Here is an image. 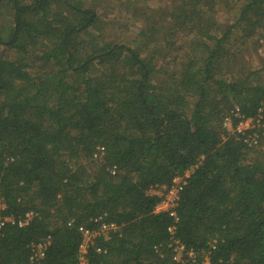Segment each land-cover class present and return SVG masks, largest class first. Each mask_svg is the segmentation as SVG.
<instances>
[{"label": "trees", "instance_id": "trees-1", "mask_svg": "<svg viewBox=\"0 0 264 264\" xmlns=\"http://www.w3.org/2000/svg\"><path fill=\"white\" fill-rule=\"evenodd\" d=\"M169 1L123 43L97 0H0V264H78L102 223L88 264H264V138L223 127L264 122V0Z\"/></svg>", "mask_w": 264, "mask_h": 264}, {"label": "built area", "instance_id": "built-area-1", "mask_svg": "<svg viewBox=\"0 0 264 264\" xmlns=\"http://www.w3.org/2000/svg\"><path fill=\"white\" fill-rule=\"evenodd\" d=\"M235 120V124L233 121ZM223 127L228 131L231 135H233L237 140H241L242 143L247 146V148H256L260 145L261 139L264 138V122L262 121V117L258 115L257 117H244L238 107H235L231 113L224 118ZM101 150V148H98ZM98 155V154H97ZM96 156V155H95ZM185 182L182 178H176L173 180V185L169 189L168 193L165 195L164 199L158 204L157 210L159 211H168L171 210V215L175 216V212L173 211L176 202L179 199V192L182 190V186ZM0 207L4 208V203L2 198L0 197ZM28 215V214H27ZM30 215V214H29ZM28 215V216H29ZM97 222V219H94ZM7 222H12L11 218H0V230ZM116 229L114 224H106L102 223L97 230H90L85 227H79V232L82 235V242L80 245V255H79V263L78 264H88V261L85 257L86 248L89 244H92L94 239L99 236L101 233H108V230ZM177 246L174 248L175 254L177 252H185V248L182 244L177 243ZM38 253L42 255V248L38 246ZM187 255L189 258H193L194 254L192 250H188ZM182 257V256H181ZM174 259L177 261H182L174 256ZM201 264H211L207 257L204 258Z\"/></svg>", "mask_w": 264, "mask_h": 264}, {"label": "rangeland", "instance_id": "rangeland-1", "mask_svg": "<svg viewBox=\"0 0 264 264\" xmlns=\"http://www.w3.org/2000/svg\"><path fill=\"white\" fill-rule=\"evenodd\" d=\"M98 12L101 14L102 18L106 21L109 19H115V24H112L111 27L107 29V32L110 33V39L117 42L126 43L127 39H132L138 33V23L136 26L135 22L130 21V15L127 11L128 8L132 10V6L137 3L141 8L146 9L147 7L151 9H156L161 7L163 4H169V0H97ZM137 6V7H138ZM139 8V7H138ZM219 21L222 23H230L232 21L231 15L221 13L219 15ZM8 19L4 18L0 23L4 24ZM261 42V41H260ZM264 47H261L257 53L251 55L248 58L249 64L251 63L252 68L256 69L260 67L261 57L264 60ZM260 52V53H259ZM172 58V57H171ZM261 59V60H262ZM161 191V190H160ZM160 191H158L160 193ZM162 193V191H161ZM175 256L180 259L182 252H177Z\"/></svg>", "mask_w": 264, "mask_h": 264}]
</instances>
